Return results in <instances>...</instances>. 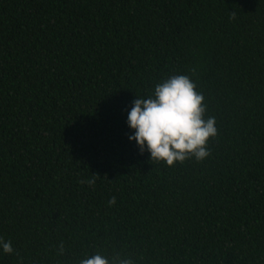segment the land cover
<instances>
[{
	"label": "trees",
	"instance_id": "trees-1",
	"mask_svg": "<svg viewBox=\"0 0 264 264\" xmlns=\"http://www.w3.org/2000/svg\"><path fill=\"white\" fill-rule=\"evenodd\" d=\"M180 74L217 135L168 166L127 115ZM0 238V264H264V0H0Z\"/></svg>",
	"mask_w": 264,
	"mask_h": 264
},
{
	"label": "clouds",
	"instance_id": "clouds-1",
	"mask_svg": "<svg viewBox=\"0 0 264 264\" xmlns=\"http://www.w3.org/2000/svg\"><path fill=\"white\" fill-rule=\"evenodd\" d=\"M229 13L230 19L235 18L236 12ZM192 73L195 74V69ZM203 101V94L196 91V84L189 76L172 75L162 80L155 84L152 95L132 101L127 125L134 131L128 139L135 140L141 153L147 148L151 161H163L168 166L192 157L197 162L204 160L210 155L208 139L217 135V128L215 117L204 118L206 105ZM95 176L78 182L94 185ZM115 202L113 196L108 204L114 205ZM0 248L5 254L15 251L11 241L3 238H0ZM57 251L64 254L63 243ZM78 264H134V261L122 257L119 252L111 258L97 252L80 259Z\"/></svg>",
	"mask_w": 264,
	"mask_h": 264
}]
</instances>
